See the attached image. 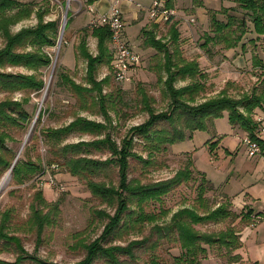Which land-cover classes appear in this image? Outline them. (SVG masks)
Listing matches in <instances>:
<instances>
[{"label": "rangeland", "instance_id": "374dc122", "mask_svg": "<svg viewBox=\"0 0 264 264\" xmlns=\"http://www.w3.org/2000/svg\"><path fill=\"white\" fill-rule=\"evenodd\" d=\"M30 3L35 12L40 7L48 10L45 21L59 19L61 29L57 43L53 47H44L51 57V64L34 71L22 66L4 69L6 72L36 74L45 82L39 92L25 94L23 92L0 91V101L4 99L29 98L25 105L31 114V123L11 131L13 138L7 144L20 161H30L41 168L31 174L23 182L13 180L8 170L0 177V223L2 214L11 210L12 219L6 231L17 235L26 250L27 256L32 255L47 262L74 264L84 255L83 243H89L102 232L107 219L99 215L98 210L113 214L114 208L93 196L84 181L72 176L65 168L50 163L53 158L49 145L46 144L43 130L48 127H60L72 121L76 115L106 122L109 132L117 143L127 135L130 128L141 124L149 117L143 103V94L153 98L152 107L155 111L168 109L169 98L165 95L164 80L165 55L152 47L149 36L143 28L154 32L171 52L177 50L181 58L196 60L201 73L199 77L204 84V91L197 97L196 103L218 96L226 92L232 97H241L251 93L255 88L264 85V35L254 31L250 16L234 0H161L168 8L175 11L173 20L167 24L156 23L150 19L147 10L152 0H131L132 9L123 15L125 37L140 52L142 61L140 68L128 82H118L112 73V65H101L98 78L110 76V83L104 87V94H112L113 103H108V120L98 104L92 107L91 97L87 103L91 108L83 109L77 94L61 82L59 72H64L77 83L86 84L87 62L80 55L79 45L83 37L87 38L88 50L97 53V41L92 37L89 26L92 14L87 8L89 0H20ZM170 2L168 6L167 2ZM122 2L120 7L122 9ZM141 4V6H139ZM29 19L22 20L12 26L15 33L22 28L37 24L36 13ZM216 13L218 20L227 22L229 16L245 19L246 28L237 45L228 47L225 42H217L212 17ZM66 16V20H65ZM65 26L63 27V23ZM238 21L230 28L235 38L241 34L237 28ZM174 24L179 36L174 39L170 30ZM88 29V36L84 29ZM236 30V31H235ZM3 46L0 37V47ZM110 50L113 52L111 43ZM27 50L31 47H26ZM113 54V53H112ZM177 59V57L175 58ZM163 78V81L160 78ZM190 79H178L176 87L190 83ZM40 110L44 111L39 117ZM262 110L253 112L254 119ZM256 120V119H255ZM183 128L186 138L168 144L166 150L155 152L151 164L144 165L136 157L131 158L129 178L140 182L171 178L192 160V178L164 196L163 202L150 204L147 209L159 212L167 211L163 220L169 221L172 214L179 208L193 206L198 194V186L203 182L201 173L208 181L205 196L208 206L215 208L221 203L230 202V209L237 216L220 224H200L197 229L204 232H217L233 228L240 234L241 245L237 249L209 248L211 251L202 264H264V159L251 157L243 138L248 135L239 125H232L227 112L213 122L207 121V128L191 132L185 128L184 119L177 123ZM169 128V127H168ZM100 136V137H102ZM93 135L74 134L65 142L92 140ZM133 151L143 158H149V150L143 140H139ZM21 152V153H20ZM92 157L106 159L109 152H95ZM9 178L3 184L6 174ZM114 184L118 182L117 171L111 174ZM104 180L110 179L106 176ZM3 184V186H2ZM43 193L47 201L60 200L59 215L56 223L45 227L38 234L36 227L29 221L34 195ZM252 210V211H251ZM200 213L203 212L199 209ZM161 221V220H160ZM147 224L144 233L149 230ZM138 233L125 236V240L140 237ZM244 241H243V240ZM243 242L245 244H243ZM122 243V242H120ZM15 244H5L0 240V259L15 261L18 257ZM180 252L178 246L170 242H162L153 251L139 252V264H146L152 253H156L160 262H173V256ZM240 256L234 261L232 256ZM23 264H36L30 259Z\"/></svg>", "mask_w": 264, "mask_h": 264}, {"label": "trees", "instance_id": "16d2710c", "mask_svg": "<svg viewBox=\"0 0 264 264\" xmlns=\"http://www.w3.org/2000/svg\"><path fill=\"white\" fill-rule=\"evenodd\" d=\"M234 1L250 16L254 31L264 35V0ZM167 4L171 5L169 1ZM34 12L35 8L30 3L20 0H0V37L3 41V46L0 47V91L23 92L25 95L39 92L45 87L44 80L36 74L4 71L7 67L22 66L36 72L51 64V57L44 47L50 48L56 45L61 29L59 19L45 21L48 10L40 7L35 12L36 25L22 28L15 33L12 31L13 25L29 19ZM236 20L239 22L237 28L241 34L230 38L228 37L232 34L230 28ZM212 22L216 36L211 39L217 38L218 43L225 42L228 47L237 45L246 31L245 19L239 20L234 16H229V20L223 22L218 20L216 13L213 12ZM83 29L88 36V29ZM170 30L174 39L178 38L179 32L174 24L171 25ZM143 32L149 36L148 42L151 46L165 55L167 76L164 81L162 77L160 80L164 82V93L169 98L167 110L155 111L152 107L153 98L144 93L143 103L149 112V117L141 124L130 128L121 144L117 143L109 132H105L102 136L108 129L106 122L82 115H76L66 125L43 130L46 144L49 145L53 157L50 163H56L72 176L84 181L93 196L114 208L113 214L105 210L97 211L107 219L106 224L99 236L89 243H83L84 255L74 264H139V252L156 250L164 241L178 246L180 250L173 256V262L161 263L158 255L152 253L146 264H202V259L207 257L211 248L233 250L241 245V236L233 228L217 232L197 229V225L200 224H220L229 218L237 217L230 209V202L221 203L215 208L208 206L205 193L209 180L203 173H201L203 182L198 186V194L193 206L179 208L169 221L163 220L167 214L166 210L156 212L147 209L152 203H162L164 196L192 178L194 174L192 160L178 169L171 178L142 183L129 178L131 158L136 157L140 163L149 165L153 153L164 151L168 144L186 138L183 128L177 125L181 118L184 119L185 128L193 132L206 129L207 121L213 122L225 112L232 125H239L264 148V140L257 136L258 123L253 117L255 109L260 108L264 111V85L241 97H232L226 92H221L218 96L195 104L197 97L204 91V84L199 77L205 76L201 73L198 62L182 59L177 50L171 52L165 43L156 38L154 32L145 28ZM90 35L97 41L96 54L88 50L86 37L82 38L79 45L80 55L87 62V83H77L64 72L58 74L61 82L78 95L83 109L91 108L87 103V97H91L92 107L98 104L108 120L107 105L113 103L112 94H104L103 89L110 83L111 77L99 79L98 69L101 65L109 67L112 65L113 54L109 47L111 33L109 27L103 25L92 28ZM26 47L31 49L27 50ZM188 78L191 80L190 83L182 87L175 86L178 79ZM28 102V97L21 100L10 98L0 101V177L11 170V178L18 183L41 169L34 162L18 159L15 162L16 154L11 153L12 150L7 144L8 139L13 138L11 133L13 129L31 123V114L25 107ZM43 113L44 111L40 110L38 119ZM74 134L93 135L96 138L65 142ZM139 140H143L145 148L149 150L147 159L133 151ZM95 152H109L110 156L106 159L90 156ZM114 170L118 174L117 184L113 183L111 177ZM104 176L110 180H104ZM34 196L29 221L33 227H36L40 236L45 227L56 223L60 200L47 201L41 190ZM199 209L203 212L200 213ZM11 217V210H6L2 214L0 240H4L5 244H15L19 254L15 261L0 259V264H23L26 259L36 264H59L32 255L27 256L20 238L6 231ZM147 224L150 227L145 234ZM132 233L142 236L130 240L124 239ZM232 259L239 261V254L232 256Z\"/></svg>", "mask_w": 264, "mask_h": 264}, {"label": "built area", "instance_id": "2783aa9c", "mask_svg": "<svg viewBox=\"0 0 264 264\" xmlns=\"http://www.w3.org/2000/svg\"><path fill=\"white\" fill-rule=\"evenodd\" d=\"M109 8L102 12L88 3L87 8L92 14L89 22L91 28L106 25L110 29V43L113 49L112 73L118 82H128L140 68L142 56L126 39L123 11L120 4L131 0H108ZM141 6V4H139ZM147 10L150 19L156 23L167 24L175 16V11L168 8L161 0H152ZM258 123L257 136L264 140V111L256 116ZM243 143L247 147V152L251 157H262L264 159V148L258 140L246 135Z\"/></svg>", "mask_w": 264, "mask_h": 264}, {"label": "crops", "instance_id": "0c3cea01", "mask_svg": "<svg viewBox=\"0 0 264 264\" xmlns=\"http://www.w3.org/2000/svg\"><path fill=\"white\" fill-rule=\"evenodd\" d=\"M89 3L93 4L96 9H98V10H100L102 12H106L108 10V8H109V1L108 0H93V2H89ZM130 9H132L131 2L124 1V3L122 4L123 15L127 14V12ZM243 244H245V243L243 242Z\"/></svg>", "mask_w": 264, "mask_h": 264}, {"label": "bare ground", "instance_id": "6f19581e", "mask_svg": "<svg viewBox=\"0 0 264 264\" xmlns=\"http://www.w3.org/2000/svg\"><path fill=\"white\" fill-rule=\"evenodd\" d=\"M9 174H10V172L7 174L6 178L4 179L3 184H5L7 182L8 178H9ZM3 184H2V186H3Z\"/></svg>", "mask_w": 264, "mask_h": 264}, {"label": "water", "instance_id": "95a60500", "mask_svg": "<svg viewBox=\"0 0 264 264\" xmlns=\"http://www.w3.org/2000/svg\"><path fill=\"white\" fill-rule=\"evenodd\" d=\"M65 20H66V16H65ZM65 26V22L63 23V27ZM17 159H18V156L16 157V160H15V162L17 161ZM11 171V170H10Z\"/></svg>", "mask_w": 264, "mask_h": 264}]
</instances>
